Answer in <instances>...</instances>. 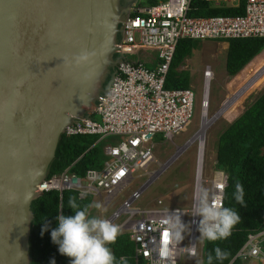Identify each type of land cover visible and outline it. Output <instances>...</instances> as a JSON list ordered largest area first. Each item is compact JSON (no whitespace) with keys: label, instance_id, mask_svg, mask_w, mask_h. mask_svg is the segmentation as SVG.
Here are the masks:
<instances>
[{"label":"built area","instance_id":"obj_1","mask_svg":"<svg viewBox=\"0 0 264 264\" xmlns=\"http://www.w3.org/2000/svg\"><path fill=\"white\" fill-rule=\"evenodd\" d=\"M194 2L156 0L150 7L135 8L118 46L122 61L108 93L99 99L89 119L67 128L65 134L68 137L96 136L99 142H107L103 169L90 170L82 178L72 172L75 163L62 174L49 176L40 186L41 195L58 192L62 198L65 192L73 191L79 193L81 199L87 196L94 197V201L99 199L108 210L126 194L138 172L156 177L166 172L151 173L149 170L156 161V140L161 136L166 142L173 143L176 137L186 133L196 104L192 84L184 90L166 88L180 43L184 40L215 41L229 48L230 40L264 38V0H208L217 8H233L243 14L204 18L191 16L195 11ZM214 79L213 68L207 66L203 72L202 121L204 111L207 109L209 113ZM201 150L200 145L198 155ZM152 183L149 180L108 219L122 226V234L131 236L136 246V259L142 260L143 264H180L184 257L192 262L202 258L203 263L205 241H199L200 217L193 216L195 198L199 188L205 186L215 191L216 203L224 207L229 176L215 170L212 178L207 179L205 160L199 168L198 156L193 208L190 211L180 209L185 224L191 216L190 231L176 247L169 244L161 219L169 210L175 212L178 208L141 210L134 206ZM101 213L105 217V212ZM237 259L247 264H264V229L249 234Z\"/></svg>","mask_w":264,"mask_h":264},{"label":"water","instance_id":"obj_2","mask_svg":"<svg viewBox=\"0 0 264 264\" xmlns=\"http://www.w3.org/2000/svg\"><path fill=\"white\" fill-rule=\"evenodd\" d=\"M137 4L0 0V264H33L32 205L67 128L108 93Z\"/></svg>","mask_w":264,"mask_h":264},{"label":"trees","instance_id":"obj_3","mask_svg":"<svg viewBox=\"0 0 264 264\" xmlns=\"http://www.w3.org/2000/svg\"><path fill=\"white\" fill-rule=\"evenodd\" d=\"M156 4V0L151 2ZM139 8H144L138 4ZM192 17H220L242 15L243 11L233 8H217L208 0H195ZM200 41L184 40L180 43L169 75L166 88L184 90L191 86V74L182 70L186 61L195 54ZM226 57V71L236 77L263 51L264 38L230 40ZM110 140L109 142H112ZM107 142H99L96 136H64L60 142L56 159L51 166L50 176L62 174L70 166L72 172L85 177L90 170H102L107 160L104 147ZM216 170L229 176L224 207L236 209L241 221L232 229L225 240L205 241L203 264H207L209 254L215 256L214 249L220 247L229 253L222 264H247L235 258L247 242L250 233L264 229V94L243 115L234 121L219 137L216 151ZM240 182L244 187V205L234 199L235 185ZM69 197H76L78 203L88 204L94 197L81 199L79 193L67 191L61 198L58 192L43 194L32 205L35 223L31 238L33 264H66L71 258L61 255L58 245L51 238V230L58 226L57 216L74 214L67 207ZM47 224L48 231L44 232ZM43 233V234H42ZM116 264H143L136 259V246L129 234H121L110 245ZM214 264H220L214 260Z\"/></svg>","mask_w":264,"mask_h":264},{"label":"rangeland","instance_id":"obj_4","mask_svg":"<svg viewBox=\"0 0 264 264\" xmlns=\"http://www.w3.org/2000/svg\"><path fill=\"white\" fill-rule=\"evenodd\" d=\"M155 0H138V4L143 7L152 6L151 2ZM137 4V5H138ZM228 46L219 44L215 41H201L195 50V54L189 58L182 70L191 74V84L195 87L196 104L194 115L187 132L175 138L174 142H166L163 137L157 138L155 149L156 161L151 164V173L157 170H166L160 177L145 175L143 171L135 175L131 187L126 194L118 198L116 203L105 212V217L110 218L117 211L121 204L130 198L135 192L142 189L145 185L153 181L152 185L146 189L143 195L135 201L134 206L141 210L147 209H173L178 208L184 211H190L193 208V196L195 185V174L197 170V161L200 143L193 142L192 139L200 132L202 128V101H203V72L207 66H211L215 72V79L211 84L210 109L211 118L218 116L220 110L225 107L229 101L244 90V85L254 79L264 66L263 51L236 77H230L226 71V57ZM248 85V84H247ZM264 94V76L261 77L250 89L243 92L242 97L229 109H226L222 115L214 120L215 123L207 131L205 146L206 159L205 170L206 178L213 176L216 162L217 141L220 135L245 111L251 107ZM206 126V123L203 124ZM204 136L200 132L196 139ZM188 143H190L188 145ZM182 149V150H181ZM181 150V151H180ZM177 156V157H176ZM175 160H173V158ZM204 162V159H201ZM202 162L200 168H202ZM165 166V167H163ZM155 179V180H152ZM95 201L100 202L99 199ZM93 214L97 213L95 209ZM190 215L187 218V224H190ZM124 219L120 222L122 223ZM180 264H203L202 258L192 262L184 257Z\"/></svg>","mask_w":264,"mask_h":264},{"label":"clouds","instance_id":"obj_5","mask_svg":"<svg viewBox=\"0 0 264 264\" xmlns=\"http://www.w3.org/2000/svg\"><path fill=\"white\" fill-rule=\"evenodd\" d=\"M233 195L237 203L244 205L245 192L240 182L236 183ZM216 199L213 189L205 186L199 188L193 216L200 217L197 230L200 233L199 241L201 242L227 239L232 234V229L241 221V216L236 209L221 207L216 203ZM67 207L72 209L74 214H59L58 226L51 230L52 241L58 245L60 254L71 258V264H116V257L110 245L115 243L122 234V226L92 212L93 209L97 213L106 212L105 206L98 201L81 204L76 197H69ZM161 224L169 244L173 247L179 246L185 239V233L190 231V225L184 223L180 209L175 212L169 210L162 217ZM48 227L45 224L43 231H48ZM214 253V257L212 254L208 255L207 264H214V260L222 264L229 255L220 247H216ZM51 264H56L55 259L51 261Z\"/></svg>","mask_w":264,"mask_h":264},{"label":"bare ground","instance_id":"obj_6","mask_svg":"<svg viewBox=\"0 0 264 264\" xmlns=\"http://www.w3.org/2000/svg\"><path fill=\"white\" fill-rule=\"evenodd\" d=\"M263 76H264V66H263V68L259 71V74H258L254 79H252L251 81H248V82L246 83V85H244V90H243L241 93H239L237 96H235L234 98H232V99L229 101V103L224 107V109H223L222 111L219 112L218 116L211 118L210 115H209V113H208V110L206 109V110L204 111V116H203V121H202V128H201V130H200V132H203V133H204V136H203L202 138H200V139H196V136L200 133V132H199V133L194 137V142H196V141L199 142L200 145H201V148H202V150H201V152H200V155H199V168H200V163L202 162L201 159L203 158V159L205 160L204 145H205L206 134H207V131H208V130L211 128V126L213 125V123H215L214 120H216V119L219 117V115L221 116L222 113L225 112L226 109H229L230 106L232 107V106L238 101V99H239L240 97H242L243 92L245 91V89H246V92H247V89H250V88H251V87H252V86H253L258 80H260L261 77H263ZM247 84H248V85H247ZM208 99H209V93H207V95H206V100H208ZM204 123H206V126L203 125ZM203 163H204V162H202V166H203Z\"/></svg>","mask_w":264,"mask_h":264}]
</instances>
